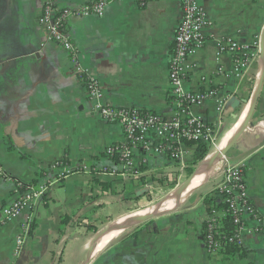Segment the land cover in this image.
I'll return each instance as SVG.
<instances>
[{
	"label": "crops",
	"instance_id": "1",
	"mask_svg": "<svg viewBox=\"0 0 264 264\" xmlns=\"http://www.w3.org/2000/svg\"><path fill=\"white\" fill-rule=\"evenodd\" d=\"M48 1L0 0V206L16 199L19 185L48 184L44 197L17 220L7 222L0 212V264H82L98 232L132 214L135 204L140 207L154 191H170L167 179L160 186L154 177L176 175L178 188L181 176L176 173H185L195 152L186 145L177 163L167 153L136 151L133 173L106 156L108 147L125 142L123 130L94 111L74 54L48 42V31L38 24ZM51 1L75 9L97 0ZM109 1L101 18L68 21L76 58L101 84L102 102L173 119L169 73L182 1ZM198 3L211 26L203 31L206 44L192 57L197 67L184 87L192 93L216 90L226 98L222 110L217 99L190 108L214 129L216 145L249 107L259 70L258 55L243 79L233 77L235 57L219 56L217 44L230 40L251 47L259 40L264 0ZM226 157L242 167L250 202L264 220V80L248 129ZM58 161H67L74 171L62 181H55L51 170ZM212 180L172 213L131 228L133 234L124 235L131 229L121 234L124 238L97 253L92 264H264V234L244 238L243 257L224 262L226 250L208 255L203 229L209 211L203 201L216 193ZM24 226L28 233L18 248Z\"/></svg>",
	"mask_w": 264,
	"mask_h": 264
},
{
	"label": "built area",
	"instance_id": "2",
	"mask_svg": "<svg viewBox=\"0 0 264 264\" xmlns=\"http://www.w3.org/2000/svg\"><path fill=\"white\" fill-rule=\"evenodd\" d=\"M181 1L184 15L175 34L169 73L171 95L176 110V116L171 120L155 113L135 108H117L102 102L101 84L76 58L67 31L68 21L74 16L103 17L110 4L109 0H97L75 9L58 7L49 0L38 17V24L48 31V42L74 54L72 61L76 72L82 75L94 111L107 123L122 128L125 142L108 147L105 154L107 157L117 158L127 173L135 171L136 151L158 155L167 153L172 161L181 163L186 155L187 144L205 142L215 146L214 129L204 119L192 115L190 108L201 105L206 100L217 99L218 109L222 110L227 103L226 98L221 97L216 90L192 93L184 87L185 78L197 67L191 59L204 48L206 39L203 31L211 26V23L198 0ZM217 48L219 56L229 54L235 57L231 74L241 80L259 55L260 39L251 47L224 40L218 42ZM219 72L223 73L222 67ZM220 165L222 169L216 178L215 190L219 200L226 203L228 209H213L205 222L204 243L210 256H215L229 245L242 247L246 236L264 234V220L250 202L242 167L231 163ZM51 170L55 181H62L74 172L63 161L54 163ZM17 188L16 199L10 205L0 207V212L7 222L17 220L36 200L43 198L48 191V184L35 185L25 191H22L25 188L20 185ZM227 215H231L234 225V230L230 233L223 230L222 221ZM27 233L28 226H24L22 235L17 239L18 248L23 245Z\"/></svg>",
	"mask_w": 264,
	"mask_h": 264
},
{
	"label": "bare ground",
	"instance_id": "3",
	"mask_svg": "<svg viewBox=\"0 0 264 264\" xmlns=\"http://www.w3.org/2000/svg\"><path fill=\"white\" fill-rule=\"evenodd\" d=\"M257 89L254 93V96L252 97L251 106L247 108L240 121H238V123L224 136L222 142H219L217 146L216 145L213 146L215 147L214 148L215 150L212 151L226 150L229 146H231V144L234 142L237 136L245 128L246 123L253 111V104L255 102ZM221 169H222L221 165H218L217 162H212L211 159H209L200 167V169L197 171V173L193 176V178L190 181H188L187 183L184 182L180 184L178 188L168 193L159 203L155 205L148 204L149 205L148 208L144 209V211L145 210L147 211L145 212L138 211L132 214H128V216L125 217H121V218L118 217V219H116L114 222L109 224L111 229L102 238L98 248L93 252V256H95L97 253L98 255L101 254L104 248L112 241L114 237H118L121 231H123L125 228L130 226L129 224L130 221H132L131 224H139L143 220H146L147 218L156 215L154 211L162 212V211L177 209L178 206H180L181 203L185 202L192 194H194L200 189H201L200 191H202V188L206 184H208L212 179L216 181V178L218 177ZM138 214H144V215L138 217ZM103 230L104 229H102L101 231Z\"/></svg>",
	"mask_w": 264,
	"mask_h": 264
},
{
	"label": "trees",
	"instance_id": "4",
	"mask_svg": "<svg viewBox=\"0 0 264 264\" xmlns=\"http://www.w3.org/2000/svg\"><path fill=\"white\" fill-rule=\"evenodd\" d=\"M190 147H194L195 148V152L193 154L192 159L187 163L186 165V169H185V174L187 177H190L192 175V173L194 172L195 168L199 165V163H201L207 155H209V153L212 151L213 146H211L208 143L205 142H200L197 144H187ZM65 163V165H68L67 161H63ZM168 180L169 183V189L172 190L174 188H176L177 186V177L175 175L174 178L172 177H167L164 178V175L156 178L154 177V183L163 185L165 180ZM170 179H173V181H169ZM104 189L107 190L109 187L107 184H102ZM26 189V188H25ZM218 193H214L213 195H209L206 196L203 204L206 207V209L210 212L213 209H228V206L226 203H223L221 200H219L218 198ZM217 196V197H216ZM223 224V230L230 233L234 230V225H233V220L231 215H227L226 217L223 218L222 221ZM205 227V226H204ZM224 254L221 257V261L227 262V261H232L235 260L236 257H243L245 255V252L243 250L242 247L239 246H235V245H229L228 247H226L225 249H223L222 251H224ZM221 252V251H220Z\"/></svg>",
	"mask_w": 264,
	"mask_h": 264
},
{
	"label": "water",
	"instance_id": "5",
	"mask_svg": "<svg viewBox=\"0 0 264 264\" xmlns=\"http://www.w3.org/2000/svg\"><path fill=\"white\" fill-rule=\"evenodd\" d=\"M263 80H264V29L262 31V34H261V37H260V51H259V70H258V75H257V81H256V88L254 90V93L257 89V92H256V98H255V102L253 104V111H252V114L250 116V118L248 119L247 123H246V126L245 128L241 131V133L237 136V138L234 140V142L231 144V146H229L226 150L224 151H213V152H210L209 155L206 156V158L201 162L199 163V165L195 168L194 172L192 173V175L188 178V180L186 181V183L188 181H190L193 176L197 173V171L200 169V167L209 159H211L212 162H217L218 165L220 164H225V163H232L234 162V160H231L229 158L226 157L227 153L229 152V150L231 149V147L235 144V142L238 140V138L240 137V135L242 133H244V131H246L248 129V125H249V122L252 118V115L254 114V110H255V107H256V103L258 101V97H259V94H260V91H261V88H262V84H263ZM254 93H253V96H254ZM252 96V97H253ZM251 101H252V98L249 102V107L251 106ZM237 161V160H235ZM185 183V184H186ZM184 184V185H185ZM183 185V186H184ZM176 210V209H175ZM175 210H168L167 212L165 213H156V215L150 217V218H147L146 220H143L141 223H144L145 221L147 220H150V219H153V218H156V217H160V216H163V215H166V214H169V213H172L173 211ZM144 214H138V217L139 216H143ZM132 221L129 222L130 226H128L127 228H125L123 231L120 232V235L125 233L126 231L130 230L131 228H134L136 227L137 225L141 224H131ZM111 229V227H106L103 231L101 232H98L95 236V238L93 239L92 243H91V246L86 254V258L84 259V261L82 262V264H92L95 256H93V252L98 248L102 238L105 236V234Z\"/></svg>",
	"mask_w": 264,
	"mask_h": 264
},
{
	"label": "rangeland",
	"instance_id": "6",
	"mask_svg": "<svg viewBox=\"0 0 264 264\" xmlns=\"http://www.w3.org/2000/svg\"><path fill=\"white\" fill-rule=\"evenodd\" d=\"M216 146H217V144H216ZM215 147H213L212 148V150H215L214 149ZM177 174V176H181V178H180V184H182V183H184L186 180H185V178L187 177L186 175H185V173L184 174H181V173H176ZM182 176H184V177H182ZM174 190V189H173ZM173 190H170V191H166V190H159V191H154L153 192V195L152 196H147L146 197V199L145 200H147V201H143L141 204H140V207H137L138 206V203H136L135 205L136 206H134L133 207V209H131L129 212H131V213H134V212H138V210H140V211H142V210H144V209H146V208H148V204H157V203H159L168 193H170L171 191H173ZM152 202V203H151ZM140 208V209H139ZM129 214V213H128ZM116 220V219H115ZM114 220V221H115ZM114 221H112V222H114ZM111 222V223H112ZM110 223V224H111ZM135 232V229H131L130 231H128L127 232V234H124V235H130V234H133ZM124 235H121V236H118V237H114L113 239H112V241L104 248V250L105 249H107L111 244H114V243H116L117 241H120L121 239H123L124 238ZM117 239V240H116ZM116 240V241H115ZM103 250V251H104ZM102 251V252H103ZM103 255V254H102ZM142 261H143V258H142ZM141 261V262H142Z\"/></svg>",
	"mask_w": 264,
	"mask_h": 264
}]
</instances>
